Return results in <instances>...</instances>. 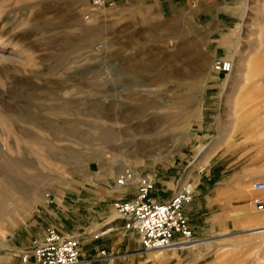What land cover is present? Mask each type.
I'll return each mask as SVG.
<instances>
[{
  "label": "rangeland",
  "instance_id": "rangeland-1",
  "mask_svg": "<svg viewBox=\"0 0 264 264\" xmlns=\"http://www.w3.org/2000/svg\"><path fill=\"white\" fill-rule=\"evenodd\" d=\"M180 1L171 14L138 0H0V171L21 159L25 175H44L21 178L42 189L28 215L25 197L5 199L0 264L21 261L17 247L31 253L49 226L84 239V259H98L89 264H264V211L252 202L264 181V75L255 76L264 74V0H234V15L221 0ZM216 57L232 71L215 72ZM142 125L159 133L152 157L127 131ZM102 128L116 141L98 140ZM129 167L157 176L156 198L195 190L187 216L197 245L144 250L124 230L114 203L124 191L136 197L137 181L118 183Z\"/></svg>",
  "mask_w": 264,
  "mask_h": 264
},
{
  "label": "built area",
  "instance_id": "built-area-1",
  "mask_svg": "<svg viewBox=\"0 0 264 264\" xmlns=\"http://www.w3.org/2000/svg\"><path fill=\"white\" fill-rule=\"evenodd\" d=\"M93 8L113 6L115 0H90ZM232 61L226 57H216L212 69L219 73H230ZM138 178V179H137ZM138 182V192L133 199H120L114 203L117 218L123 221L125 231L138 235L144 250L167 249L178 246L187 248L195 242L196 234L187 209L194 199L195 190L187 186L175 189L168 197L157 199L154 196L158 183L155 174L138 175L132 168H125L118 178L121 186ZM253 190L257 193L252 199L256 208L264 211V181L256 180ZM50 197V196H49ZM50 202V200H49ZM82 238L67 235L54 226L44 232L41 242L34 245L31 253L22 255V264H89L98 259L85 260ZM106 257L105 250L101 251ZM31 257L33 260H30Z\"/></svg>",
  "mask_w": 264,
  "mask_h": 264
},
{
  "label": "bare ground",
  "instance_id": "bare-ground-1",
  "mask_svg": "<svg viewBox=\"0 0 264 264\" xmlns=\"http://www.w3.org/2000/svg\"><path fill=\"white\" fill-rule=\"evenodd\" d=\"M233 68V66H232ZM232 71V70H231ZM264 74H260V73H257L255 76L257 77H261L263 76ZM249 76H246V82L249 84V86H254L256 84V82L254 83L255 79H252L254 77V75L250 78H248ZM252 82V83H251ZM256 88V87H255ZM155 122V120H154ZM139 124V123H138ZM146 126V125H145ZM130 127V126H129ZM157 127V125H156ZM157 129V128H156ZM130 134H133V135H136V137L134 138L135 141H137L138 144V147H137V151L138 153L140 154H147L149 152V157H152L154 155H151V150H152V147L160 142V139H159V133L157 134L152 128L150 127H144L143 125L140 126L139 129H137L136 132H134L135 130H132V129H128L127 130ZM162 131V130H161ZM133 132V133H131ZM159 132V131H158ZM124 134V133H123ZM128 136V135H127ZM132 136V135H131ZM96 137L98 140H100L101 142L103 143H111V142H115L116 141V133L112 130V129H109V128H102V129H99V131L97 132L96 134ZM139 137V139L137 138ZM136 138L138 140H136ZM63 139V138H62ZM133 141V140H132ZM134 142V141H133ZM135 143V142H134ZM113 144V143H112ZM131 144V143H129ZM130 146V145H129ZM135 146V145H134ZM132 150V149H131ZM135 150V149H134ZM205 157L207 158L210 154L209 152H206L205 154ZM165 154L164 155H161L158 153V156L157 158L155 159V161H161L162 159H165ZM121 162V161H120ZM119 162V163H120ZM122 163H120L119 165H121ZM25 165V162L21 159H15L11 162L10 166H9V169L8 171H4L5 173L8 174V184L7 185H4V186H0V213L5 211V214L8 212V214H10L9 212H12V210L10 208H8L7 204L5 203V199L10 197L12 195V193H15L18 195V197H25V200H27L25 202V204H23L22 206V214H24L25 212V215L31 213L33 210L36 209L37 205L41 203V188L40 187H36V188H33L32 186H24L21 182V178L22 177H27V179L31 182L33 181H42L44 179V175L41 174V173H33V172H29L27 175H25L24 171H23V167ZM86 168V167H85ZM29 169L31 170L32 168L29 167ZM134 170V169H133ZM2 170L0 172H3ZM135 171V170H134ZM3 172V173H4ZM136 172V171H135ZM85 176H86V173L87 170H84L82 172ZM91 172H89L88 174H90ZM93 174V173H91ZM136 174L138 175V177H140V174H138V172H136ZM143 175V174H142ZM88 176V175H87ZM144 176V175H143ZM118 178V177H117ZM138 179V178H137ZM57 180V179H56ZM57 184L59 183V181H56ZM117 180V179H116ZM44 181V180H43ZM48 181V180H47ZM54 182V181H53ZM108 188V187H107ZM51 193H46V197H45V200L46 201H49V196H50ZM7 205V206H6ZM9 209V211H7V208ZM15 211H13L14 213ZM11 214L13 215V217L15 216L14 214ZM16 215L18 212H15ZM10 215V216H11ZM21 215V213H19L18 215V218L19 216ZM6 216V215H5ZM2 217V216H1ZM0 217V218H1ZM4 217V216H3ZM2 217V218H3ZM22 217V215H21ZM1 218V219H2ZM11 219L10 217L7 216V219ZM24 218V217H23ZM17 218H15L14 220H16ZM21 219V218H20ZM18 220V219H17ZM16 220V221H17ZM7 221V220H6ZM10 221V220H9ZM21 221V220H20ZM15 222V221H13ZM16 223H19V222H16ZM197 245V243H192L190 245H188L187 247L189 246H195ZM173 248L174 247H177L178 246H172ZM171 247V248H172ZM30 260H33V258L31 257Z\"/></svg>",
  "mask_w": 264,
  "mask_h": 264
},
{
  "label": "crops",
  "instance_id": "crops-1",
  "mask_svg": "<svg viewBox=\"0 0 264 264\" xmlns=\"http://www.w3.org/2000/svg\"><path fill=\"white\" fill-rule=\"evenodd\" d=\"M123 1L127 2L130 0H123ZM138 1L144 2L146 4V10H149L150 8L161 7L165 13L170 12L171 14L178 12V10H179L178 6L181 4L180 0H138ZM190 1L192 2V0H190ZM190 1L184 0L183 2H185L186 6H187ZM233 1L234 0H221L220 5H219V9H221L222 11H225L226 13H228L230 15H234L235 13H237V10L234 8L229 10L227 8V7H231L230 5L233 3ZM204 11H205V9H203V7H202L201 13L204 14L205 13ZM128 193L129 192L124 191L121 198H119V199H133V198L128 197ZM230 193L236 194V191L234 192V190H231ZM208 198L210 199V196ZM157 199H161V198H157ZM208 205H209V201L205 202V206H203V210H204V207H207ZM245 209H246V207L239 209V211H237V212H230L229 213L230 217H232V214L235 215L236 213L244 212ZM229 214H228V216H229ZM243 221L255 222L256 218H255V216L247 215V219L246 220L243 219ZM107 223H110V221H107L106 224ZM106 224L104 223L103 225L105 226ZM43 233H44V231H43ZM84 243H85L84 239H82L83 246L85 245ZM28 246H30V245L22 244L19 247H17L18 249H16V247H14V249H16L18 256H22L23 253L25 252V250L28 248ZM82 253L84 255V252H82ZM88 260H91V259H88ZM8 264H22V263H21V261L17 260V258L15 257L14 260L9 261ZM30 264H32V263H30Z\"/></svg>",
  "mask_w": 264,
  "mask_h": 264
}]
</instances>
